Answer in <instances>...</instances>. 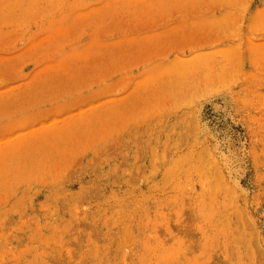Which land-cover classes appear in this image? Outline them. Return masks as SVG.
Listing matches in <instances>:
<instances>
[{
    "label": "rangeland",
    "instance_id": "374dc122",
    "mask_svg": "<svg viewBox=\"0 0 264 264\" xmlns=\"http://www.w3.org/2000/svg\"><path fill=\"white\" fill-rule=\"evenodd\" d=\"M0 264H264V0H0Z\"/></svg>",
    "mask_w": 264,
    "mask_h": 264
},
{
    "label": "bare ground",
    "instance_id": "6f19581e",
    "mask_svg": "<svg viewBox=\"0 0 264 264\" xmlns=\"http://www.w3.org/2000/svg\"><path fill=\"white\" fill-rule=\"evenodd\" d=\"M194 125H195V124H194ZM181 134H182V133H181ZM184 138H185V137H184ZM184 138H183V139H184ZM170 148H171V147H170ZM165 157H166V156H165Z\"/></svg>",
    "mask_w": 264,
    "mask_h": 264
}]
</instances>
